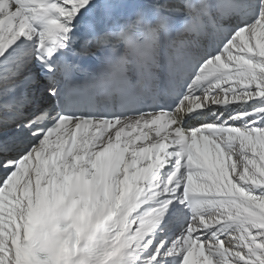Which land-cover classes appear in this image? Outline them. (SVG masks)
<instances>
[{"label":"snow or ice","instance_id":"1","mask_svg":"<svg viewBox=\"0 0 264 264\" xmlns=\"http://www.w3.org/2000/svg\"><path fill=\"white\" fill-rule=\"evenodd\" d=\"M0 264H264V0H0Z\"/></svg>","mask_w":264,"mask_h":264}]
</instances>
